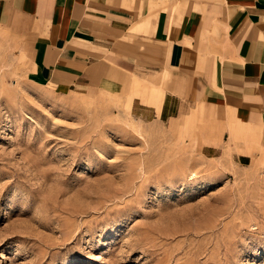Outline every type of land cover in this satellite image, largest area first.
<instances>
[{
  "label": "rangeland",
  "instance_id": "1",
  "mask_svg": "<svg viewBox=\"0 0 264 264\" xmlns=\"http://www.w3.org/2000/svg\"><path fill=\"white\" fill-rule=\"evenodd\" d=\"M33 48L0 30V264H264L254 129L209 154L143 104L152 75L61 92Z\"/></svg>",
  "mask_w": 264,
  "mask_h": 264
},
{
  "label": "crops",
  "instance_id": "2",
  "mask_svg": "<svg viewBox=\"0 0 264 264\" xmlns=\"http://www.w3.org/2000/svg\"><path fill=\"white\" fill-rule=\"evenodd\" d=\"M3 28L33 42L58 91L149 74L165 92L143 104L162 103L156 116L186 125L205 152L218 154L239 128L264 145V0H0Z\"/></svg>",
  "mask_w": 264,
  "mask_h": 264
},
{
  "label": "bare ground",
  "instance_id": "3",
  "mask_svg": "<svg viewBox=\"0 0 264 264\" xmlns=\"http://www.w3.org/2000/svg\"><path fill=\"white\" fill-rule=\"evenodd\" d=\"M253 264V263H252Z\"/></svg>",
  "mask_w": 264,
  "mask_h": 264
}]
</instances>
